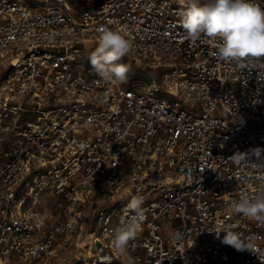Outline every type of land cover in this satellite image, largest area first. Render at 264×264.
Segmentation results:
<instances>
[{
    "label": "built area",
    "instance_id": "2783aa9c",
    "mask_svg": "<svg viewBox=\"0 0 264 264\" xmlns=\"http://www.w3.org/2000/svg\"><path fill=\"white\" fill-rule=\"evenodd\" d=\"M185 10L0 0L3 264H264V224L231 207L264 187V152L234 159L264 148V57L213 56L185 39ZM101 26L132 43L125 83L91 67ZM133 198L144 219L121 253L112 238ZM217 226L252 251L223 244Z\"/></svg>",
    "mask_w": 264,
    "mask_h": 264
},
{
    "label": "clouds",
    "instance_id": "9594fccd",
    "mask_svg": "<svg viewBox=\"0 0 264 264\" xmlns=\"http://www.w3.org/2000/svg\"><path fill=\"white\" fill-rule=\"evenodd\" d=\"M186 10L182 14L181 25L185 39L192 42L211 43L215 51L211 54L220 60H243L245 58L264 57V8L253 0H182ZM98 41L89 61L92 69L105 83L127 82L130 66L119 61L131 50V41L119 30L108 26L97 29ZM202 38H207L206 41ZM264 148L256 147L246 152H237V163L245 160L249 153L257 156ZM264 167V165H259ZM264 183V177L261 178ZM142 200L133 198L126 206L134 215L126 222L122 221L112 238L118 252L123 253L130 240L134 239L144 219L141 209ZM236 214L243 215L264 224V187L254 197L242 196L231 201ZM223 233L221 242L237 251H252L239 234L229 230L228 226H217Z\"/></svg>",
    "mask_w": 264,
    "mask_h": 264
},
{
    "label": "rangeland",
    "instance_id": "374dc122",
    "mask_svg": "<svg viewBox=\"0 0 264 264\" xmlns=\"http://www.w3.org/2000/svg\"><path fill=\"white\" fill-rule=\"evenodd\" d=\"M58 0H48V3H54L57 2ZM68 2L71 3V5H73L75 8H83V7H89L92 4H95L97 2H99V0H67ZM120 63H125L127 65L130 66V70L131 69H135V65L132 64V61L130 59H128V56L126 55L124 58H122L121 61H119ZM147 74L146 71L142 72V74H140L141 76H145ZM87 257H90V254L87 255Z\"/></svg>",
    "mask_w": 264,
    "mask_h": 264
},
{
    "label": "bare ground",
    "instance_id": "6f19581e",
    "mask_svg": "<svg viewBox=\"0 0 264 264\" xmlns=\"http://www.w3.org/2000/svg\"><path fill=\"white\" fill-rule=\"evenodd\" d=\"M0 264H3L2 258H0Z\"/></svg>",
    "mask_w": 264,
    "mask_h": 264
}]
</instances>
